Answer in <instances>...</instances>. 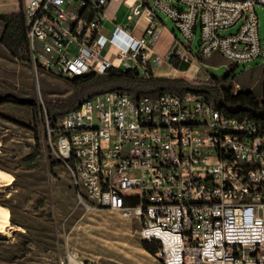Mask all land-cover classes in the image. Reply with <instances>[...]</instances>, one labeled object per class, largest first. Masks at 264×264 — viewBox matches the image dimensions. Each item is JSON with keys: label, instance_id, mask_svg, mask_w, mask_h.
<instances>
[{"label": "built area", "instance_id": "obj_1", "mask_svg": "<svg viewBox=\"0 0 264 264\" xmlns=\"http://www.w3.org/2000/svg\"><path fill=\"white\" fill-rule=\"evenodd\" d=\"M110 1L25 0L34 68L68 79L111 67L153 75L164 61L151 56L162 12L183 37L172 51L179 61L195 60L198 31L200 56L237 65L261 57L264 71L255 10L264 0H125L147 25L117 46L116 62L100 38ZM49 137L86 205L134 219L141 240L159 242L162 264H264V128L254 119L231 117L201 94L110 90L64 112Z\"/></svg>", "mask_w": 264, "mask_h": 264}, {"label": "rangeland", "instance_id": "obj_2", "mask_svg": "<svg viewBox=\"0 0 264 264\" xmlns=\"http://www.w3.org/2000/svg\"><path fill=\"white\" fill-rule=\"evenodd\" d=\"M24 1L19 4L22 10ZM18 3L0 0V11L17 9ZM262 5L256 11L263 18ZM158 15L177 40L183 41L171 19L162 12ZM3 28L0 20V99H10L0 103V170L12 175L13 181L0 183V205L8 210L10 220L8 229L0 233V264H66L68 255L101 264H162L158 251L152 254L143 248L134 219L86 205L83 189L52 153L49 133L60 116L49 118L44 105L45 100L68 97L73 91L71 82L36 70L24 50L11 51L2 42ZM158 38L160 54L171 65L165 61L153 68L156 71L168 68L166 76L183 77L194 86L215 85L219 92H251L258 101L264 99L261 57L238 65L218 54L202 57L197 31L191 54L199 67L179 72L174 69L178 59L170 52L172 47L167 53L168 45L162 36ZM14 98L31 103L19 104ZM261 213L264 217V210Z\"/></svg>", "mask_w": 264, "mask_h": 264}, {"label": "trees", "instance_id": "obj_3", "mask_svg": "<svg viewBox=\"0 0 264 264\" xmlns=\"http://www.w3.org/2000/svg\"><path fill=\"white\" fill-rule=\"evenodd\" d=\"M19 4H20V0ZM21 5V4H20ZM19 5V11L8 15H1L0 20L4 24L3 44L11 51L24 50L28 56L29 48L26 38V22L23 10ZM177 65V64H176ZM181 70H186L189 63L177 66ZM73 87L72 93L65 99H57L52 102L45 100L44 105L49 118L61 116L67 110L76 107L80 102L92 94L110 91L125 90L134 95L150 94L157 95L163 91L176 93L191 92L201 94L206 100L221 108V110L236 118L248 117L254 119L264 128V99L258 101L251 92H238L230 94L229 91L219 92L214 86H194L183 77H169L163 75L143 76L135 69H120L111 67L103 74L88 73L69 79ZM6 96L2 101H9ZM19 104H30L27 99L14 98ZM143 248L152 254H156L160 249L158 241H143Z\"/></svg>", "mask_w": 264, "mask_h": 264}, {"label": "crops", "instance_id": "obj_4", "mask_svg": "<svg viewBox=\"0 0 264 264\" xmlns=\"http://www.w3.org/2000/svg\"><path fill=\"white\" fill-rule=\"evenodd\" d=\"M256 6H255V10H256ZM262 6L264 7V5ZM1 7L2 4H0V8ZM2 10L3 11H0V16L17 13L19 11V3L17 9L14 8L12 10H8V9H2ZM263 14H264V10H263ZM146 25H147V20L143 16H132L131 10L129 6L126 4L125 0H111L105 9V19L103 21L100 31V38L102 40H105L107 45V51L105 52L106 57L109 60L116 62L114 58V53L116 51L117 46L122 48H127L128 46L132 45L134 43V40L142 35ZM258 31H259V35L263 37L264 16L262 18L258 15ZM158 33L159 36L163 37L165 44L168 45L166 47V49L168 48L167 53L170 51L171 47L172 50L170 52L173 53L172 51L180 41L177 40L173 30H170L164 25V21L161 17H160V23L158 25ZM157 41L152 48V53H151L152 57H154L155 55H159L160 57H162V55L160 54V47L157 45ZM162 58L164 59L162 63L166 61L169 66L171 65L170 62H168L167 59H165V56ZM184 63H189V62H183L178 60V64L175 66L174 69L179 72H186V71L190 72L192 71L193 66H195L192 62L189 63V67L186 70H181L180 68L177 67L180 64H184ZM198 67L199 64L195 66V68ZM169 71L170 70H168V68L164 71H158V70L156 71V69H153V75L166 76L168 75V73H170ZM263 210L264 208L260 210V213ZM262 218L264 221L263 216Z\"/></svg>", "mask_w": 264, "mask_h": 264}, {"label": "bare ground", "instance_id": "obj_5", "mask_svg": "<svg viewBox=\"0 0 264 264\" xmlns=\"http://www.w3.org/2000/svg\"><path fill=\"white\" fill-rule=\"evenodd\" d=\"M12 181H13L12 175H10L9 173H7L5 171L0 170V183H3L4 185H8V184H11ZM8 226H10L9 212L6 208H4L0 205V233L4 234V232ZM68 257L74 261H78L72 255H68Z\"/></svg>", "mask_w": 264, "mask_h": 264}]
</instances>
